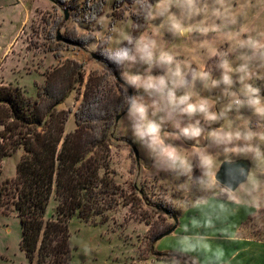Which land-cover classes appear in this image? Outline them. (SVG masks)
I'll return each instance as SVG.
<instances>
[{
    "label": "rangeland",
    "instance_id": "374dc122",
    "mask_svg": "<svg viewBox=\"0 0 264 264\" xmlns=\"http://www.w3.org/2000/svg\"><path fill=\"white\" fill-rule=\"evenodd\" d=\"M60 1L65 2L68 8L54 6L52 0H0V85L20 87L28 97L36 99L38 89L43 87L42 76L46 83L48 72L67 60L79 62L83 65L84 83L76 85L68 109L61 110L73 111L78 108L89 76L95 74L105 78L112 68L92 56L96 54L103 57L94 45L88 44L84 48L67 45L57 40L59 32L67 39L86 40L94 34L98 37L111 36L117 40L125 34H134L132 15H135L139 21L136 26L139 36L143 34L156 40L158 49L171 52L193 69L210 72L212 79H219L222 70L218 67L219 57L209 56V48L228 53L227 58L234 68L240 63L238 56L246 51L237 50L235 41L222 39L216 32H209L207 36L186 33V38L174 37L167 30L166 20L159 17L150 20L145 18L141 10L143 0H137L135 4L125 3L115 10V0H91L89 3L79 0L78 5L72 0ZM98 2H104L103 12L95 19L94 8ZM201 8V15L191 21L193 25H222L223 32L238 33L239 39L253 37L264 43V0H223L222 5L215 3V0H201ZM214 9H219V17L213 15ZM65 11L68 12V19ZM234 81L237 82L232 90L239 92L242 85L238 82L237 74H234ZM246 82L259 89L264 98V65H254L251 78ZM118 91L119 94L124 93V88L119 87ZM195 93L194 99L207 98L215 112L224 110L229 102L223 94L222 85L205 88L198 81ZM201 123L205 128V136L209 130L220 127L231 131H254L258 135L253 140L236 141L231 147L249 146L258 155L264 154V140L259 138V134L264 133V121H260L248 109L227 112L210 125L203 120ZM70 127L75 128L74 116L70 117L68 130ZM3 130L0 126V132ZM169 142L176 143L189 154L191 173L157 169L153 161L130 139L124 116L116 122L110 168L111 176L123 190V196H119V206L107 212L106 223L99 216L95 222H85L78 216L70 220L72 264H230L232 254L245 249V245L237 246L227 239L235 233L232 223L223 225L215 216H201L203 210L195 206L198 200L189 198L186 202L183 198L191 194L190 180L188 183L186 178L193 175L194 161L198 157L192 152L196 148L206 149L213 157L214 173L224 161L246 152L225 153L223 148L210 144L204 137L198 143L183 140ZM129 143L137 147L140 161L136 160ZM199 169L202 174L204 169L200 164ZM101 174H104V170ZM15 176L16 164L12 157L5 161V165L2 162L0 179L4 181ZM199 176L196 169L194 178ZM178 200L181 201L176 203ZM57 204L52 197L46 218L55 217ZM174 205L178 211L176 216H181L182 222L173 233L157 241L162 232L175 225ZM164 209L172 215H167ZM227 221L229 219L225 217L223 222ZM241 234L264 241V210L243 226ZM21 236L22 227L17 213L0 211V264H30L20 249ZM179 255L189 258L190 262ZM253 258V264H264L262 252Z\"/></svg>",
    "mask_w": 264,
    "mask_h": 264
},
{
    "label": "trees",
    "instance_id": "16d2710c",
    "mask_svg": "<svg viewBox=\"0 0 264 264\" xmlns=\"http://www.w3.org/2000/svg\"><path fill=\"white\" fill-rule=\"evenodd\" d=\"M52 1L68 8L65 2ZM132 2L115 0L113 8ZM103 4L95 5V19L102 15ZM132 18L133 36H139V21L135 15ZM68 39L80 48L90 44L82 38ZM84 80L83 65L67 60L47 73L36 99L20 87L0 85V126L4 128L0 132V171L4 158L24 150L15 178L0 179V211L17 213L22 227L20 249L30 264H72L70 220L78 216L95 222L99 216L106 223L107 212L119 206V196H123L110 168L113 129L124 112V93L118 91L123 85L117 80L112 85L104 83L105 78L95 74L89 76L75 111L77 128L66 134L70 111L58 110V106ZM52 197L58 204L55 217L48 219L46 211Z\"/></svg>",
    "mask_w": 264,
    "mask_h": 264
},
{
    "label": "clouds",
    "instance_id": "9594fccd",
    "mask_svg": "<svg viewBox=\"0 0 264 264\" xmlns=\"http://www.w3.org/2000/svg\"><path fill=\"white\" fill-rule=\"evenodd\" d=\"M133 2L135 4L136 0ZM215 3L222 5L223 0H215ZM141 10L146 19L159 17L166 20L167 30L174 37L186 38V33L207 36L209 32H216L222 39L235 41L237 50L246 51L238 56L240 63L234 68L227 58L228 53L209 48V56L219 57L218 67L222 70L219 79H212L210 72L193 69L171 52L158 49L156 40L147 35L125 34L117 40L94 34L87 37L85 42L94 45L95 50L115 66L114 70L109 69L105 81L110 84L119 74L118 79L124 88V120L132 142L153 161L157 169L179 170L182 174L192 172L189 154L170 140L198 143L204 137L210 144L223 148L225 153L251 151L250 147L231 145L236 141L253 140L258 135L256 132L220 127L209 130L205 136L201 120L210 125L227 112L248 109L264 121V98L259 89L246 82L251 78L254 65H264V43L253 37L239 39L238 33L223 32L222 25H193L191 21L202 12L201 0H155L154 3L143 0ZM213 15L219 17V9H214ZM234 74L242 85L239 92L232 90L237 82L234 81ZM198 81L205 88L223 86V94L229 99L224 110L213 111V104L207 98L194 99ZM259 138L264 140V133L259 134ZM192 154L198 157L204 169L201 182L209 187L215 185L213 157L202 148H196Z\"/></svg>",
    "mask_w": 264,
    "mask_h": 264
},
{
    "label": "crops",
    "instance_id": "0c3cea01",
    "mask_svg": "<svg viewBox=\"0 0 264 264\" xmlns=\"http://www.w3.org/2000/svg\"><path fill=\"white\" fill-rule=\"evenodd\" d=\"M54 6L56 5L54 4ZM42 78H43V83L41 85L44 86L45 84L44 76H42ZM73 91L70 94V96L58 106L59 110L68 109L67 105H69L70 101H72L74 98ZM76 109L73 111L69 110L70 115L65 126L66 134L74 132L75 129L77 128L75 122V128L71 129L72 127H70V129L68 130V123L70 121V117L74 116L75 119ZM23 154H24V150L19 149L16 152V154H14L13 156L6 157V159L4 158L3 164L5 165L6 160H9L10 158L14 157L17 168V163L19 162ZM256 154H257L256 151L252 150L251 148V151H248L243 155H238L233 157L232 159H229V161H224V162H235L239 160H244L249 162L250 164L248 178L245 181V182L248 181L247 184H244L245 182H243L242 184L244 185L242 186V184H240L234 191H230L226 189L217 182L215 185H212L210 187L206 183H202L201 182L202 174L199 169L198 159H195L194 161L193 175L191 177L189 175L186 178L188 183L190 180L189 184H191L190 186L192 189L190 191L191 194H188L183 199L186 202H188L189 198L190 199L195 198L194 200H198L197 205L195 206H197V208L200 207L203 210V213L200 214L201 216L204 217H206V215L215 216V218L218 219V221H220L221 224L223 225H228L232 223L234 225L235 233L230 238L227 237V239L228 240L230 239L229 241L234 245L235 244H237V246L240 245L242 246V244L245 245V249L243 251L238 250L234 254H232L231 256L232 260L230 261V264H253L254 263L253 257L256 256L258 252H262L264 255L263 240L254 239L248 236H242L241 234L243 226L248 221H250L252 217L258 214V212L264 210V154H259V155ZM220 168L215 171V176L220 170ZM196 169H198L200 174L198 178H194V172H196ZM181 181L183 182V180ZM181 200L175 202L177 203ZM173 210L175 211L174 214L175 217H177L176 215L178 211L175 209V205ZM225 217L229 219V222L227 221L228 223L223 222L225 220ZM177 218H179V222L174 221L175 229L178 227V224L180 225V223L182 222L181 216ZM180 257L190 262L189 258H185L184 256H180Z\"/></svg>",
    "mask_w": 264,
    "mask_h": 264
},
{
    "label": "water",
    "instance_id": "95a60500",
    "mask_svg": "<svg viewBox=\"0 0 264 264\" xmlns=\"http://www.w3.org/2000/svg\"><path fill=\"white\" fill-rule=\"evenodd\" d=\"M66 14V19H68V12L65 11ZM57 40L59 42H63L67 45L70 46H78L74 41L67 39L65 37H63L61 35V33L59 32L57 34ZM92 56L94 58H96L97 60H102V58L96 54H92ZM108 66L111 67V64L108 63ZM117 75V81L120 82V80L118 79L119 74ZM131 91V90H129ZM124 115V112L122 115H119L116 119V122H118L121 117ZM132 147V150L135 154V158L137 161H140V155H139V151L137 149V147L133 144V143H129ZM249 169H250V164L247 161L244 160H239V161H235V162H224L221 165L220 170L218 171V173L216 174V180L217 183L220 184L221 186L225 187V185H234V188L228 187L226 189L230 190V191H234L236 190V188L242 184L243 182H245L248 178V174H249ZM164 212L167 215H170V212L168 210L164 209ZM174 221L177 222L176 217H173ZM175 230V227H173L172 229L168 230L167 232H165L164 234H162L157 240L162 239L165 236L170 235L173 231Z\"/></svg>",
    "mask_w": 264,
    "mask_h": 264
}]
</instances>
